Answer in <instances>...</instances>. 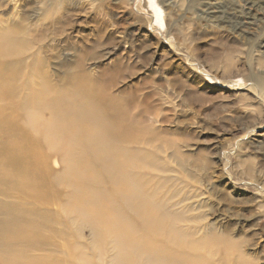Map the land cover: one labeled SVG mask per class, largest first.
I'll return each mask as SVG.
<instances>
[{"label":"rangeland","instance_id":"374dc122","mask_svg":"<svg viewBox=\"0 0 264 264\" xmlns=\"http://www.w3.org/2000/svg\"><path fill=\"white\" fill-rule=\"evenodd\" d=\"M0 14L24 26L15 47L31 77L54 82L59 65L82 60L69 91L92 84L109 121L122 103L137 144L168 160L190 196L172 209L192 216L197 237L213 227L217 258L264 264V0H0ZM79 101L65 103L83 113Z\"/></svg>","mask_w":264,"mask_h":264},{"label":"bare ground","instance_id":"6f19581e","mask_svg":"<svg viewBox=\"0 0 264 264\" xmlns=\"http://www.w3.org/2000/svg\"><path fill=\"white\" fill-rule=\"evenodd\" d=\"M18 17L0 14V50L8 47L0 51V264H229L216 256L213 227L197 237L201 228L184 223L192 216L172 209L190 196L167 174L168 160L137 144L122 103L109 121L92 84L88 94L69 91L67 80L86 71L82 60L59 65L57 81L31 77L15 47L25 43ZM75 96L83 113L65 103ZM177 166L195 179L184 161Z\"/></svg>","mask_w":264,"mask_h":264}]
</instances>
